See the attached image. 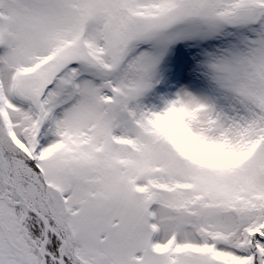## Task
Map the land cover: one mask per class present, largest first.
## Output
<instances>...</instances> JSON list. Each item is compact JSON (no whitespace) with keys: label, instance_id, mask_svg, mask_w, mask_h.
Segmentation results:
<instances>
[{"label":"snow or ice","instance_id":"6c2138e0","mask_svg":"<svg viewBox=\"0 0 264 264\" xmlns=\"http://www.w3.org/2000/svg\"><path fill=\"white\" fill-rule=\"evenodd\" d=\"M0 264H264V0H0Z\"/></svg>","mask_w":264,"mask_h":264}]
</instances>
